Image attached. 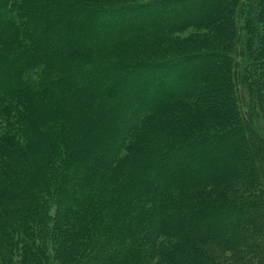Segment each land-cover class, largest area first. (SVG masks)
Returning a JSON list of instances; mask_svg holds the SVG:
<instances>
[{"label":"trees","instance_id":"1","mask_svg":"<svg viewBox=\"0 0 264 264\" xmlns=\"http://www.w3.org/2000/svg\"><path fill=\"white\" fill-rule=\"evenodd\" d=\"M169 1L0 0V264H264V0Z\"/></svg>","mask_w":264,"mask_h":264},{"label":"rangeland","instance_id":"2","mask_svg":"<svg viewBox=\"0 0 264 264\" xmlns=\"http://www.w3.org/2000/svg\"><path fill=\"white\" fill-rule=\"evenodd\" d=\"M183 1H186V0H183ZM206 1L207 0H204V3ZM178 3L183 4V2L181 0H171L169 2H166L164 4V6L162 5V7H163V9H165V12H168L170 9H172V6L174 4H178ZM183 6L186 7L185 4H183ZM139 11L140 12H143V9H139ZM197 30L198 29H196L194 27H188L185 30H183L182 32H180L179 36L180 37H183L182 40L186 41V40H189L190 39L188 36L189 35H192L191 33H194ZM197 32H200V31H197ZM261 39L264 40V37L261 36ZM208 58H211V57L208 56ZM208 58L205 55H202L201 54V58H194V59L192 58L191 60L183 61L182 63H180V67L179 68H163L160 71H158L157 73H153L152 76H151V74H148L147 76H151V77L149 79H147V81L144 84L146 86H150V83H152V82H154L156 80L157 81L164 80V79H161V78H165V77H167L169 75L172 76L175 73H179V74L180 73H186L187 76L190 79V76H194L193 75L194 74V71L199 69V64L207 62L206 59H208ZM139 79L138 78H132V79H130V83H135V81L138 82ZM114 82H115V80H114ZM200 91H202V90H199V92ZM133 96H136V95H133ZM138 99L139 98H136V100H138ZM239 99H240V102H244L245 101V103H248L250 101L249 95L245 91V89L243 91H240ZM254 131H255V129H254ZM254 131L252 133L256 137L258 136L259 133H262V134L264 133L262 130H259V132L258 131H255L254 132ZM236 134L237 133L234 134L235 136L228 135L227 137L234 138L235 139V142H236L235 145L236 146H239V147H242V145L245 143V140L243 139V136L240 137V136H238V134L237 135ZM169 142L170 141H168L167 143H169ZM164 144H166V142ZM262 144L264 145V140H263ZM168 146H171L172 147L171 142L168 144ZM197 146H199V145H197ZM239 149L241 150V148H239ZM166 156H167V158H168L169 161L172 159V155L170 153H168ZM201 158H202L201 157V154H198L197 156H195L193 158L191 157L190 159H188V161H184L185 163H183L182 166L184 168H188L190 165L191 166L196 165V164L198 165L200 163ZM188 162H190V164H188ZM224 162H226V160H224ZM193 174H194L193 175V178L194 179H199L200 175H199L198 172H194ZM216 192H220V190L217 189ZM15 264H17V263H15Z\"/></svg>","mask_w":264,"mask_h":264}]
</instances>
